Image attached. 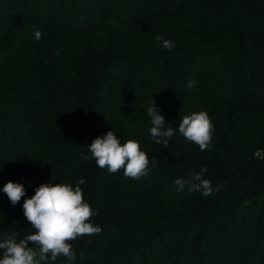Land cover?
Returning <instances> with one entry per match:
<instances>
[{"label": "trees", "instance_id": "16d2710c", "mask_svg": "<svg viewBox=\"0 0 264 264\" xmlns=\"http://www.w3.org/2000/svg\"><path fill=\"white\" fill-rule=\"evenodd\" d=\"M143 2L0 0V232L34 231L22 204L40 184L84 178L102 231L55 264H264V0ZM151 99L174 130L167 148L149 132ZM200 111L214 128L206 151L178 130ZM111 130L139 142L146 176L96 165L87 145ZM201 167L223 187L178 191L173 181ZM8 181L26 190L15 206Z\"/></svg>", "mask_w": 264, "mask_h": 264}, {"label": "clouds", "instance_id": "9594fccd", "mask_svg": "<svg viewBox=\"0 0 264 264\" xmlns=\"http://www.w3.org/2000/svg\"><path fill=\"white\" fill-rule=\"evenodd\" d=\"M35 29V26H33ZM41 31H34V38L39 41ZM157 42H162V47L171 51L175 44L162 35L155 37ZM196 81L189 78L187 88L191 90L196 86ZM160 109L154 100L147 108L151 117L149 129L151 138L156 143L168 147L169 139L174 135L171 127L165 128V118L159 114ZM179 133L189 142L199 146L201 151L209 149L212 132L214 130L210 117L205 111L193 112L185 115L178 126ZM91 158L96 165L106 168L110 174H115L123 169L125 177L139 179L148 174L149 156L141 150L136 140L128 139L121 144L113 130L103 136L94 138L87 145ZM89 155L81 153V159L88 160ZM152 167L156 166V159L151 160ZM206 167H201L198 173L191 174L190 179H176L173 183L177 190H183L188 185L190 192H201L208 196L218 192L223 185L214 189L211 181L204 178ZM86 183L80 178L74 186L70 183H42L34 189V195L25 198L22 204L23 215L31 224L34 231L22 239H17L18 233L0 232V264H55L61 256L71 261L75 258V251L70 241L82 236L99 234L102 229L93 225L90 220L96 213L83 196L80 185ZM10 203L15 206L26 190L23 184L8 181L3 185ZM31 243L32 246H29Z\"/></svg>", "mask_w": 264, "mask_h": 264}, {"label": "rangeland", "instance_id": "374dc122", "mask_svg": "<svg viewBox=\"0 0 264 264\" xmlns=\"http://www.w3.org/2000/svg\"><path fill=\"white\" fill-rule=\"evenodd\" d=\"M139 1H141L142 3H145V2H143V1H146V0H139ZM65 2H67V0H65ZM6 11H8V10H7V9L5 10V9H1V8H0V16H1V17H4ZM12 11H13V9L11 8V9L9 10L8 13H11ZM14 12H15V10H14ZM18 12H19V11H17L15 15H17ZM26 12H27V11H26ZM26 12H22V11H21V13H23L24 16H26ZM7 17H8V15H7ZM18 18H19V17H16L15 20H18ZM0 22H3V21H0ZM26 28H27V27H26L25 25H21V26H20V30H19L20 32L18 33L19 36H17L18 38L22 35V32H23ZM0 192H1V190H0ZM97 206H98V207H97V210L100 211L101 214L106 215V213L108 212L109 208H108V205H107L105 199H100V200L98 201V203H97ZM68 263H69V261H67V260H65L64 262H60V264H68Z\"/></svg>", "mask_w": 264, "mask_h": 264}]
</instances>
